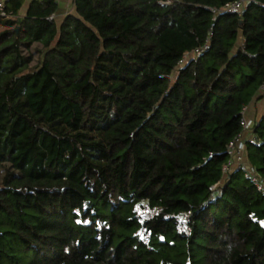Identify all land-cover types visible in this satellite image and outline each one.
Wrapping results in <instances>:
<instances>
[{
  "label": "trees",
  "instance_id": "16d2710c",
  "mask_svg": "<svg viewBox=\"0 0 264 264\" xmlns=\"http://www.w3.org/2000/svg\"><path fill=\"white\" fill-rule=\"evenodd\" d=\"M25 1L0 19V264H264V0H72L59 25ZM239 135L260 190L222 172Z\"/></svg>",
  "mask_w": 264,
  "mask_h": 264
},
{
  "label": "built area",
  "instance_id": "2783aa9c",
  "mask_svg": "<svg viewBox=\"0 0 264 264\" xmlns=\"http://www.w3.org/2000/svg\"><path fill=\"white\" fill-rule=\"evenodd\" d=\"M172 0H166L164 4H169ZM249 0H238L234 3L227 4L223 11L228 13V14H241L242 11L245 8L246 3ZM10 16L5 12L4 9V3L3 1H0V19H9ZM209 49L208 43H205L203 46L195 49L192 53V55H199L204 53ZM259 93L260 95L264 96V81L261 84L259 88ZM242 129L244 132L249 131L252 128V123L247 121L245 118V111L243 113V118H242ZM250 140V137H244L243 135H239L236 137L227 147V152L229 154L228 160L226 164L222 168V172L224 175L231 173L232 171L235 170H240L245 173V175L249 176L252 182L256 185V187L260 190L261 183L258 179V177L254 174L253 170L251 167L248 165L246 161V147H245V142ZM218 184H215L213 187H216ZM154 211H151L148 209V207H144L141 209L142 215H144L145 218H149L150 214L152 215ZM190 214L188 213L185 217L184 220L188 221ZM179 229V228H178ZM181 229V227H180ZM179 229V230H180ZM146 238V237H145Z\"/></svg>",
  "mask_w": 264,
  "mask_h": 264
},
{
  "label": "crops",
  "instance_id": "0c3cea01",
  "mask_svg": "<svg viewBox=\"0 0 264 264\" xmlns=\"http://www.w3.org/2000/svg\"><path fill=\"white\" fill-rule=\"evenodd\" d=\"M4 1V0H0ZM31 0H26L22 10H21V15H24L29 3ZM60 6L58 10V14L55 16V21L57 22V25L61 23L63 20L64 16L71 10L72 7V0H59ZM2 28V26H0ZM264 99H254L246 108L245 110V118H247V121L251 122L252 125L253 123L257 122L262 115H264ZM246 137L245 135H243Z\"/></svg>",
  "mask_w": 264,
  "mask_h": 264
},
{
  "label": "rangeland",
  "instance_id": "374dc122",
  "mask_svg": "<svg viewBox=\"0 0 264 264\" xmlns=\"http://www.w3.org/2000/svg\"><path fill=\"white\" fill-rule=\"evenodd\" d=\"M5 28H0V32L1 31H3ZM34 49L32 48V51H33ZM26 53V52H25ZM36 55H34V61H33V63H35L36 62ZM259 99H264V96H262L261 95V97H259ZM264 101V100H263ZM246 120H247V118H246ZM0 178H1V173H0ZM237 178L238 179H241V180H244L245 178L243 177V175L242 174H237ZM200 244H201V242L198 240L197 241V243L192 247V253H193V255H195V257L198 259V261L200 260V258H201V251H202V249H201V247H200ZM185 245V244H184ZM200 264V263H199Z\"/></svg>",
  "mask_w": 264,
  "mask_h": 264
}]
</instances>
